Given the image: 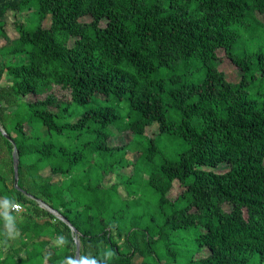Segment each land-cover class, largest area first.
I'll list each match as a JSON object with an SVG mask.
<instances>
[{
    "label": "trees",
    "instance_id": "obj_1",
    "mask_svg": "<svg viewBox=\"0 0 264 264\" xmlns=\"http://www.w3.org/2000/svg\"><path fill=\"white\" fill-rule=\"evenodd\" d=\"M8 12H30L17 38L4 31ZM255 13L264 0H0V56L10 58L0 61V122L15 146L0 137L14 179V147L19 155L18 188L0 174V241L10 246L0 264H75V233L39 202L78 231L80 264H264ZM220 51L242 71L238 83L219 69ZM116 133L133 140L111 146ZM111 175L119 181L107 186Z\"/></svg>",
    "mask_w": 264,
    "mask_h": 264
},
{
    "label": "rangeland",
    "instance_id": "obj_2",
    "mask_svg": "<svg viewBox=\"0 0 264 264\" xmlns=\"http://www.w3.org/2000/svg\"><path fill=\"white\" fill-rule=\"evenodd\" d=\"M254 17L264 26V15H261L259 13H255ZM3 21L5 23L4 26V31L5 33L11 37V38H17L18 37V33L15 29V22L18 21L26 26L30 25V12H25V13H13V12H8L7 15L3 18ZM82 22H86L89 23L91 22V18H83L81 20ZM73 42V40H72ZM5 44L4 40L0 41V47H2ZM220 55V63L218 62V67L221 71L225 72L227 75V78L230 82L232 83H238L241 78H242V71L237 68L235 65H233L229 60H227L224 57V53L222 51L219 52ZM26 58V57H25ZM10 58H6V57H2L0 56V61L5 62L7 60H9ZM19 59H23V57L19 58ZM11 83V79L7 76L4 77L3 81H2V85H8ZM37 100V98L35 96H29L25 99L26 102H35ZM3 109L6 113V115H12L14 113V111H16V108H9L6 104H3ZM7 128H10V122L6 123ZM0 127L4 130V127L2 125V122H0ZM27 132L30 130L29 126H26L25 129ZM158 133V129L157 127H154L152 129H149L147 131V134L149 137L153 138L157 135ZM12 135L14 137H16V133L12 132ZM133 140V135L131 133H124V134H117L115 135L114 138L111 139L110 145L111 146H122L125 145L129 142H131ZM181 145L178 144L177 142H170L167 141L166 142V150L169 151H177L178 149H180ZM139 157V154H133V153H129L127 156V159L131 162H135ZM11 159H10V154L9 151L6 148V145L4 143V141L2 140V138L0 137V174L4 176L6 182L8 183V185L10 186V188L13 187V174L11 172ZM228 167H221L219 171H225L227 170ZM124 175H132L133 171L132 169H125L123 172H121ZM110 183H106V185H110L113 183L118 182V178L114 175H111L108 179H107ZM137 182L134 181L133 185H135ZM123 190V189H122ZM182 192V190L179 188L178 184L176 183L174 185L173 190L170 193V198L171 199H176L180 193ZM124 194V193H123ZM41 204V203H40ZM41 206H43L41 204ZM227 210H230V207H227ZM12 239L14 240V236L12 237ZM9 239V241L11 243H13L14 248L20 247V241L19 239H15L14 241ZM17 240V241H16ZM54 245H57L58 247L60 246V240H56L54 242ZM13 248V249H14ZM8 251H10V246L9 244H5V242L0 241V253L1 256L5 255ZM124 252L125 249H123ZM23 253V252H22ZM24 256V253L22 254ZM204 255V254H203ZM141 262V258L140 257H136L134 260V264H140ZM45 264H49V263H45ZM165 264V263H163Z\"/></svg>",
    "mask_w": 264,
    "mask_h": 264
},
{
    "label": "water",
    "instance_id": "obj_3",
    "mask_svg": "<svg viewBox=\"0 0 264 264\" xmlns=\"http://www.w3.org/2000/svg\"><path fill=\"white\" fill-rule=\"evenodd\" d=\"M0 132L3 136L6 137V139L10 140L12 142V144L15 146V142L7 134V132L5 130H3L1 127H0ZM13 160H14V175H15L14 184H15V187L18 188V183H19V155H18V151H17L16 147H14ZM39 203H41V202H39ZM41 204L43 205V207L48 209L51 213L55 214L58 218H60L62 221H64L72 229V231L75 233L76 245H77L75 264H80V251H81V249H80V243L78 240V236H79L78 231L70 224V222L66 218L61 216L57 211L51 209L50 207H48L47 205H45L43 203H41Z\"/></svg>",
    "mask_w": 264,
    "mask_h": 264
},
{
    "label": "built area",
    "instance_id": "obj_4",
    "mask_svg": "<svg viewBox=\"0 0 264 264\" xmlns=\"http://www.w3.org/2000/svg\"><path fill=\"white\" fill-rule=\"evenodd\" d=\"M15 205L19 206L18 208H13V205L11 207V211L12 212H15V213H18V212H21L23 210L22 206L18 203H16Z\"/></svg>",
    "mask_w": 264,
    "mask_h": 264
},
{
    "label": "clouds",
    "instance_id": "obj_5",
    "mask_svg": "<svg viewBox=\"0 0 264 264\" xmlns=\"http://www.w3.org/2000/svg\"><path fill=\"white\" fill-rule=\"evenodd\" d=\"M18 207L19 206L15 205V204L13 205V208H18ZM83 264H93V262L91 260L85 259Z\"/></svg>",
    "mask_w": 264,
    "mask_h": 264
},
{
    "label": "crops",
    "instance_id": "obj_6",
    "mask_svg": "<svg viewBox=\"0 0 264 264\" xmlns=\"http://www.w3.org/2000/svg\"><path fill=\"white\" fill-rule=\"evenodd\" d=\"M5 230H7V229H9V228H11V227H9V226H7V225H4V227H3Z\"/></svg>",
    "mask_w": 264,
    "mask_h": 264
}]
</instances>
